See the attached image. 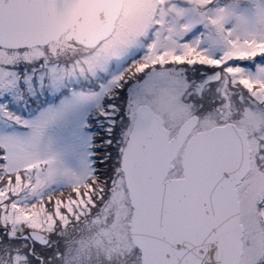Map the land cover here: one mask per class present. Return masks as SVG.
Wrapping results in <instances>:
<instances>
[{
  "label": "snow or ice",
  "instance_id": "snow-or-ice-1",
  "mask_svg": "<svg viewBox=\"0 0 264 264\" xmlns=\"http://www.w3.org/2000/svg\"><path fill=\"white\" fill-rule=\"evenodd\" d=\"M0 264H264V0H0Z\"/></svg>",
  "mask_w": 264,
  "mask_h": 264
}]
</instances>
